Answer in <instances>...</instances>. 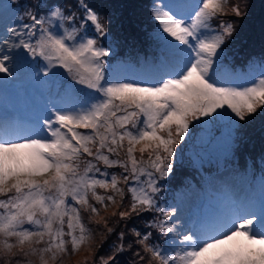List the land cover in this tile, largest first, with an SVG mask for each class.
Returning a JSON list of instances; mask_svg holds the SVG:
<instances>
[{
    "label": "snow or ice",
    "instance_id": "6c2138e0",
    "mask_svg": "<svg viewBox=\"0 0 264 264\" xmlns=\"http://www.w3.org/2000/svg\"><path fill=\"white\" fill-rule=\"evenodd\" d=\"M19 7L0 0V97L27 82L47 98L26 122L0 114L2 264H63L91 248L92 223L116 241L91 264H120L125 253L126 264H264V175L186 217L159 199L194 122L222 125L235 143L264 120V61L241 71L225 52L235 31L228 17L245 16L247 4L153 0L158 55L139 73L108 64V24L87 0L40 15ZM110 207L111 218L101 214ZM133 218L144 228L126 241L117 226Z\"/></svg>",
    "mask_w": 264,
    "mask_h": 264
},
{
    "label": "rangeland",
    "instance_id": "374dc122",
    "mask_svg": "<svg viewBox=\"0 0 264 264\" xmlns=\"http://www.w3.org/2000/svg\"><path fill=\"white\" fill-rule=\"evenodd\" d=\"M18 2L20 14L31 6L40 15L47 13L54 5L67 4L69 0H18ZM72 2L75 3V0ZM87 2L100 11L108 24L109 36L102 42L110 45L109 57L112 58L111 61L107 60L111 67L119 66L128 73H139L155 61L158 49L153 39L155 23L150 15L153 0H87ZM240 2L242 5L247 4V14L241 18L228 17L234 21L235 31L225 47L227 62L232 67L243 65L242 69L245 67L248 70V66L250 67L252 63L253 66L250 68L257 71L259 64L264 60V0H240ZM24 22L27 20L25 19ZM119 56L122 59L118 63H113V58ZM125 59L128 63L124 62ZM53 71L60 73L61 82L71 83L63 69L56 68ZM46 98L47 93L38 89L34 90L25 82L21 87L0 97V107L7 109L6 112L0 111V114H7L20 122H26L36 114L37 109L46 102ZM200 127L203 126L197 124L196 131ZM214 130H217L218 135L212 140V146L216 147L215 145L218 144L224 155H227L228 138L224 136V139L220 138L219 135L223 131H219L216 126ZM183 145L184 141L177 146L174 172L166 181L161 182L162 191L159 199L169 205L179 203L185 217L201 209L217 194L244 185L249 180H258L264 175V120L260 118L242 128L233 143L238 151L233 170L227 169L223 172L216 170L218 174L213 172L215 169L206 166L201 170H190L192 165L195 167L197 163L204 162L210 151H212L210 157L213 156L214 151V156L220 157L216 152L217 149L211 148L207 151L199 145L198 141H194L188 149H184ZM181 147L184 150H180ZM109 171H119V169ZM196 188L204 190L200 192ZM97 192L103 193V190L97 189ZM113 207H110L107 212L102 210L101 214L111 218ZM82 215L87 223L88 214L82 212ZM144 224L145 219L133 218L126 226L123 223L118 225L117 231H125L126 241H131L134 239L131 236V228L143 230ZM89 226L93 229L91 248L84 246L75 254L64 257L63 264H83L85 259L91 264L94 259L98 261L99 256H107L111 253L110 246L116 241V235L108 236L105 240L107 232L103 225L98 226L92 223ZM156 242L163 244L162 240ZM130 258V254L125 253L118 259L120 264H126Z\"/></svg>",
    "mask_w": 264,
    "mask_h": 264
},
{
    "label": "trees",
    "instance_id": "16d2710c",
    "mask_svg": "<svg viewBox=\"0 0 264 264\" xmlns=\"http://www.w3.org/2000/svg\"><path fill=\"white\" fill-rule=\"evenodd\" d=\"M111 58L112 57H108L107 59L109 61H111ZM121 59H122L121 56L113 58V61H114L113 63H118ZM262 61H264V60H262ZM124 62L128 63V60L125 59ZM127 65H130V64H127ZM112 66H114V65H112ZM252 66L253 65L251 63L250 67L252 68ZM241 67L243 68V65H240L238 67L236 66V67H233V68H235L237 70L248 71L247 68L244 67V69H242ZM250 67L248 66V68H250ZM145 70H146V68H145ZM256 70L258 71V68ZM194 125L195 126L191 128L190 133L186 137L187 139L184 141V145H183L184 149L185 148L188 149V147L190 145H192V143L194 141H198L199 145L202 146L203 148H205V150H207V151H209L211 148H214V150L217 149L216 152H217V154H218V156L220 158L214 156L215 151H214V153H212L213 156L211 155V157H210V152H212V151H210L208 153V155H206V159H205L204 162L197 163V165L195 167L192 165L191 166L192 169H190V170H195V169L201 170V169H204L205 166L209 167V168H213V167L216 168L217 167V171H219V172H223L224 170H227V169H234L235 161H237V156H236V154L238 152L237 151V147L235 145H233V143H230L228 141V143L226 145L227 155H224V153L222 152L221 147L218 146V144L215 145L216 147H213L212 144H211L212 140L218 135L217 130H214L215 126H216V128L219 131H223V133H221V134L219 133L220 134L219 135L220 138L224 139V137H226L224 135L223 126L220 125V124H217L214 127H212L210 131L205 129V128H203V127H200V129L198 131H196L197 123H194ZM182 149L183 148L181 147L180 150H182ZM192 149H193V146H192ZM218 150L221 152V156H220V152L218 153ZM200 155H202V154L200 153ZM221 158H223V159H221ZM214 173L218 174L217 172H214ZM250 175H252V173H250Z\"/></svg>",
    "mask_w": 264,
    "mask_h": 264
}]
</instances>
